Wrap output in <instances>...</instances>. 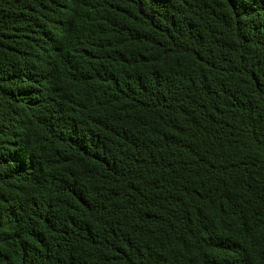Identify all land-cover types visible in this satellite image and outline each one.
Masks as SVG:
<instances>
[{"label":"trees","instance_id":"trees-1","mask_svg":"<svg viewBox=\"0 0 264 264\" xmlns=\"http://www.w3.org/2000/svg\"><path fill=\"white\" fill-rule=\"evenodd\" d=\"M0 264H264V0H0Z\"/></svg>","mask_w":264,"mask_h":264}]
</instances>
